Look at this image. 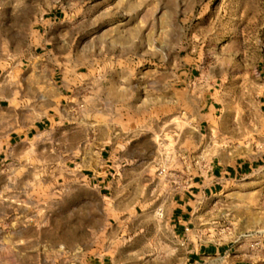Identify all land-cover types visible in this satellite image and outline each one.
<instances>
[{"label":"rangeland","instance_id":"rangeland-1","mask_svg":"<svg viewBox=\"0 0 264 264\" xmlns=\"http://www.w3.org/2000/svg\"><path fill=\"white\" fill-rule=\"evenodd\" d=\"M55 9L66 13L55 48L78 72L96 76L102 65L133 59L141 70L91 78L88 107L71 122L73 141L55 142L53 151L34 143L1 150L0 264H84L104 255L113 264H184L186 249L150 213L157 196L168 200L213 160H247L253 170L196 208L187 250L213 243L228 249L227 261L264 264V0H0V82L24 84L31 30ZM189 70L193 77L181 80ZM145 86L149 125L139 122L147 117L142 102L125 99ZM207 91L218 111L200 124ZM123 139L133 145L124 157L116 150ZM102 152L114 164L152 167V178L127 173L124 190L114 185L121 202L104 199L81 177Z\"/></svg>","mask_w":264,"mask_h":264},{"label":"crops","instance_id":"crops-1","mask_svg":"<svg viewBox=\"0 0 264 264\" xmlns=\"http://www.w3.org/2000/svg\"><path fill=\"white\" fill-rule=\"evenodd\" d=\"M65 16L66 13L61 9L52 10L41 16L37 26L31 30L34 49L29 55L30 66L22 74L24 84L17 86L14 81L7 79L0 82V153L1 150L11 153L23 143L36 144L33 150L53 151L55 149L49 146L55 142L73 141L75 131L71 122L77 109L88 107L93 88L91 78L98 75L113 78L115 74L127 78L141 70L140 61L133 59L128 67L110 68L107 65L105 68L102 65L96 69V76H93L94 73L78 72L70 62L69 53L57 51L55 48L56 40L63 34L60 25ZM179 77H182L181 80L193 77V70L180 71ZM144 89L146 92L142 96H136L138 88H131V96L125 99H138L142 102L141 108L146 111L147 117L139 119V122L149 125L152 121L151 97L148 95V86ZM122 90L124 91V87ZM218 103L219 100L214 97L213 92L207 91L198 108L200 124L216 116ZM130 131L123 129L125 134ZM146 131V136L138 137L134 141L142 144L150 133L149 128ZM121 142H116L119 146L116 150L119 156L124 157L133 145H129L126 139ZM139 149L144 154L147 153L146 147L139 145ZM110 156L111 153L102 152L103 160L92 166L90 171H84L81 177L86 184L96 188L104 199L111 198L112 203L119 204L125 183L131 180L127 173L137 172L140 174L138 179L144 181L152 178L147 173L153 172V168L138 164H114ZM253 164L247 160L233 164L213 160L211 165L196 172L190 181L174 190L168 200L164 196L156 197L153 204L155 211L150 213V217L158 221L157 228H167L176 239L177 245L186 249L184 264H204L206 261L207 264H237L233 259L225 260L228 249L213 243L195 244L187 250L192 241L188 231L196 208L206 204L229 180L249 174L253 170ZM115 184H122V190L114 187ZM3 259L11 262L10 256H4ZM84 264H113V258L108 255L88 257Z\"/></svg>","mask_w":264,"mask_h":264}]
</instances>
